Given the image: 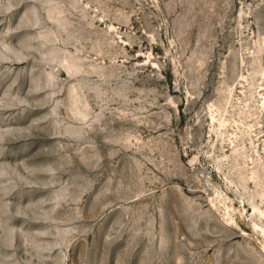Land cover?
Masks as SVG:
<instances>
[{
  "label": "rangeland",
  "instance_id": "374dc122",
  "mask_svg": "<svg viewBox=\"0 0 264 264\" xmlns=\"http://www.w3.org/2000/svg\"><path fill=\"white\" fill-rule=\"evenodd\" d=\"M0 264H264V0H0Z\"/></svg>",
  "mask_w": 264,
  "mask_h": 264
}]
</instances>
